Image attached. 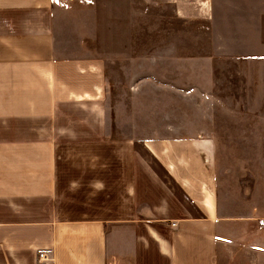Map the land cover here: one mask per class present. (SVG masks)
Returning <instances> with one entry per match:
<instances>
[{
    "label": "crops",
    "instance_id": "0c3cea01",
    "mask_svg": "<svg viewBox=\"0 0 264 264\" xmlns=\"http://www.w3.org/2000/svg\"><path fill=\"white\" fill-rule=\"evenodd\" d=\"M106 99L104 61L63 48L54 0H0V264H224L240 219L214 139L112 136Z\"/></svg>",
    "mask_w": 264,
    "mask_h": 264
},
{
    "label": "rangeland",
    "instance_id": "374dc122",
    "mask_svg": "<svg viewBox=\"0 0 264 264\" xmlns=\"http://www.w3.org/2000/svg\"><path fill=\"white\" fill-rule=\"evenodd\" d=\"M54 6L63 48L71 43L73 57L105 63L112 136H135L142 145L172 136L214 139L222 202L232 196L240 219L227 221L220 237L224 264H263L250 256L264 253V0H54Z\"/></svg>",
    "mask_w": 264,
    "mask_h": 264
},
{
    "label": "built area",
    "instance_id": "2783aa9c",
    "mask_svg": "<svg viewBox=\"0 0 264 264\" xmlns=\"http://www.w3.org/2000/svg\"><path fill=\"white\" fill-rule=\"evenodd\" d=\"M46 261H49V258L47 257L45 252H41L38 254V262L39 263H44Z\"/></svg>",
    "mask_w": 264,
    "mask_h": 264
}]
</instances>
